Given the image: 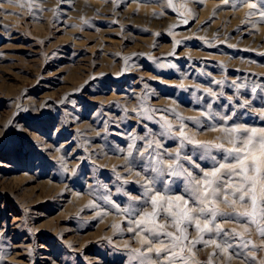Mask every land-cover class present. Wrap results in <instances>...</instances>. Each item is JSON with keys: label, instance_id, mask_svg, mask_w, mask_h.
Segmentation results:
<instances>
[{"label": "rangeland", "instance_id": "rangeland-1", "mask_svg": "<svg viewBox=\"0 0 264 264\" xmlns=\"http://www.w3.org/2000/svg\"><path fill=\"white\" fill-rule=\"evenodd\" d=\"M231 128L264 129V0H0V264H264V200L138 226L234 162L181 131Z\"/></svg>", "mask_w": 264, "mask_h": 264}, {"label": "snow or ice", "instance_id": "snow-or-ice-1", "mask_svg": "<svg viewBox=\"0 0 264 264\" xmlns=\"http://www.w3.org/2000/svg\"><path fill=\"white\" fill-rule=\"evenodd\" d=\"M250 7L255 8L253 4ZM171 127V125H169ZM226 132L232 137L229 141L232 144L231 148H225L224 144L210 142L196 141L188 137L183 131L180 135L191 143L203 146L205 148L214 147L216 149H224L227 155L224 159L227 161L231 158L232 163H219L218 167H215L211 173H204L203 181H196L198 187H194L193 191L189 193L190 200L195 207H189V200H184L183 197H177L175 199L169 197H153L151 204L153 205V211L151 213H145L144 219L138 221L139 225H148L149 232L155 233L163 232L164 225H156L155 218L161 213L170 217L173 224L180 231L181 236L175 237V241H179L181 238L186 239L185 227L181 225H187L194 223L195 227L200 231L211 232L212 228L209 227V220L206 218L203 223V227L198 220V217L203 214H210L211 219L215 220L219 214L221 216H229L228 213L220 212L216 206V199L209 200L208 197L220 198L224 191L227 190L236 199H229L228 196H223L224 202L228 204H236L244 202L246 198L251 200L253 206V212H238L237 216L246 217L252 216L257 207L258 200H264V129L259 132L256 129H225ZM244 132L247 134V139L240 141V146H237V133ZM253 173L249 175V173ZM227 176L228 180L225 181L224 177ZM259 187V192L257 191ZM183 202L181 207L180 202ZM167 205V207L165 206ZM173 208L176 210L173 211ZM215 231L217 233L223 231L220 225H216ZM234 231V230H233ZM264 233V230H261ZM165 235L172 237V233H164ZM173 246H176L173 244ZM160 252L161 249H156Z\"/></svg>", "mask_w": 264, "mask_h": 264}]
</instances>
